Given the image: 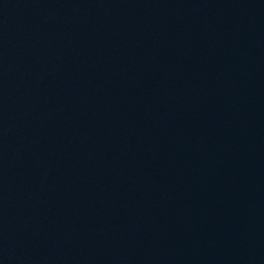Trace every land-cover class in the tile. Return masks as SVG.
<instances>
[{
  "label": "water",
  "instance_id": "water-1",
  "mask_svg": "<svg viewBox=\"0 0 264 264\" xmlns=\"http://www.w3.org/2000/svg\"><path fill=\"white\" fill-rule=\"evenodd\" d=\"M0 264H264V0H0Z\"/></svg>",
  "mask_w": 264,
  "mask_h": 264
}]
</instances>
